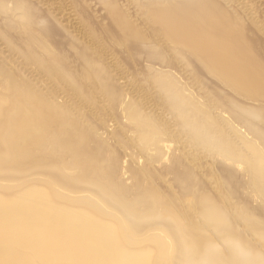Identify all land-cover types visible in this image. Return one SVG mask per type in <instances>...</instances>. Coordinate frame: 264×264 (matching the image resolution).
<instances>
[{"label": "bare ground", "instance_id": "1", "mask_svg": "<svg viewBox=\"0 0 264 264\" xmlns=\"http://www.w3.org/2000/svg\"><path fill=\"white\" fill-rule=\"evenodd\" d=\"M99 1L0 0V264H264V19Z\"/></svg>", "mask_w": 264, "mask_h": 264}, {"label": "rangeland", "instance_id": "2", "mask_svg": "<svg viewBox=\"0 0 264 264\" xmlns=\"http://www.w3.org/2000/svg\"><path fill=\"white\" fill-rule=\"evenodd\" d=\"M90 1V0H89ZM98 3H97V2ZM248 2H250L251 4H253L255 6V8L257 9V12L260 16V18L263 20L264 19V0H246ZM93 4L97 5L96 8L99 10V14L101 15L102 18L105 17V15H103V11L100 10L102 7H100V1L99 0H92ZM230 5L232 6V8H237V6L235 5L234 2L230 1ZM86 8H88L87 4H85ZM99 6V7H98ZM100 8V9H99ZM71 11V9H70ZM100 17V18H101ZM105 19V18H104ZM1 17H0V21H1ZM106 21H108V19H106ZM255 204V203H254Z\"/></svg>", "mask_w": 264, "mask_h": 264}]
</instances>
